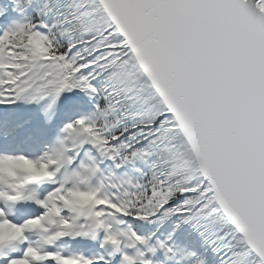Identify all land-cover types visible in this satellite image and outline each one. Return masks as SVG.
I'll list each match as a JSON object with an SVG mask.
<instances>
[{
    "label": "snow or ice",
    "instance_id": "1",
    "mask_svg": "<svg viewBox=\"0 0 264 264\" xmlns=\"http://www.w3.org/2000/svg\"><path fill=\"white\" fill-rule=\"evenodd\" d=\"M0 264H264V0H0Z\"/></svg>",
    "mask_w": 264,
    "mask_h": 264
}]
</instances>
